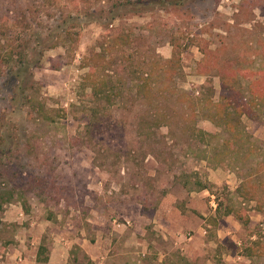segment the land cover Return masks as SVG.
<instances>
[{
	"label": "rangeland",
	"instance_id": "1",
	"mask_svg": "<svg viewBox=\"0 0 264 264\" xmlns=\"http://www.w3.org/2000/svg\"><path fill=\"white\" fill-rule=\"evenodd\" d=\"M197 46L264 71V0H0V264H37L42 241L46 264H264V94L228 137L201 115L203 81L212 101L220 89ZM33 48L11 101L3 56ZM196 177L207 189L183 187Z\"/></svg>",
	"mask_w": 264,
	"mask_h": 264
},
{
	"label": "trees",
	"instance_id": "2",
	"mask_svg": "<svg viewBox=\"0 0 264 264\" xmlns=\"http://www.w3.org/2000/svg\"><path fill=\"white\" fill-rule=\"evenodd\" d=\"M27 25V23H26ZM71 33H67V36H70ZM27 41H30L29 38L25 40V47L27 48L28 43ZM34 41L37 43V45H40L41 49H43V46L38 39H34ZM171 51L169 58H166L162 61V71H165L166 74H168L169 67L178 60V55L180 53L179 47H177L178 43L174 40H169ZM8 49L11 47V44L7 42ZM179 46V45H178ZM198 47V46H197ZM34 50V51H33ZM33 51L31 55L28 57L26 54L18 52L16 56H13V54H9V52L6 54L5 62L6 65L9 63V59L11 62H18V65L16 66H9V69L6 71L10 78L14 80L17 85L16 87H13V89L10 91V98L11 101L15 100L16 97V91H14V88L20 87L21 90L27 89L28 87H31L32 84V76H31V67L36 65L38 62L37 58L35 57L36 54L41 53V50L33 48ZM199 52L202 54V60H207L208 57H214V59L211 60L212 67L215 69V74L218 77L219 81V94L218 99L216 101L210 100V92H212L211 85L208 81H203L201 84L202 88L207 91L206 97L207 102L205 107V112H201V115L212 122L215 126L222 127L225 131L228 133V137L231 138H238L242 133L243 129L240 126V117L242 115H245L247 117H252L254 106H256L255 98L260 97L262 94H264V71H256L251 72L248 69L246 70H235L231 65H229L226 61H219V56L215 51L213 54H211L208 50H206L203 46L198 47ZM14 57V58H13ZM17 59V60H16ZM199 65L202 64V61L198 62ZM203 65V64H202ZM204 66V65H203ZM142 74H145L143 79H148V73L146 71H141ZM88 75V74H87ZM257 75V77H255ZM90 76V74H89ZM239 76H242L249 80L248 86H247V94L249 95L248 98L243 97V93L241 90H239L236 87V84L238 83L237 78ZM168 78L171 77L170 75L167 76ZM91 83L88 85L90 88V94L95 97L96 99H102L108 100L110 98V95L108 94L110 89L102 87V83H97L95 79H97V76L95 78L91 77ZM100 81H102V78H100ZM36 115L41 117V119L47 121L48 123H51L54 121V119L47 115L48 113L44 110L43 106H40L37 109ZM196 113V112H195ZM197 115V113H196ZM190 133L192 134L195 139L201 144H204V146H208L209 143L205 142V138L211 139L215 137V134L204 131L201 128H197L195 125H192L190 127ZM228 138H225L222 140L221 144H224L228 142ZM235 149L239 148H232V150L235 152ZM214 150V149H213ZM205 158L208 159L207 156ZM190 183V185H189ZM183 187L187 188L188 191L191 190H201V189H207V184L204 181L199 180L197 177L193 180V182H189L188 180H185L183 182ZM11 194L6 193V191L0 193V210L2 209V204L5 202H9L11 199ZM233 211V210H229ZM228 212V211H227ZM238 218H242L241 214L236 213ZM211 221L214 223V217H209ZM246 221V219H244ZM261 249L264 251V244H262ZM264 253V252H263ZM47 254H46V248L44 246L43 241L40 242L37 246L36 253H35V261L37 264H46L47 262Z\"/></svg>",
	"mask_w": 264,
	"mask_h": 264
},
{
	"label": "crops",
	"instance_id": "3",
	"mask_svg": "<svg viewBox=\"0 0 264 264\" xmlns=\"http://www.w3.org/2000/svg\"><path fill=\"white\" fill-rule=\"evenodd\" d=\"M236 259H244L243 256H240V255H235Z\"/></svg>",
	"mask_w": 264,
	"mask_h": 264
}]
</instances>
